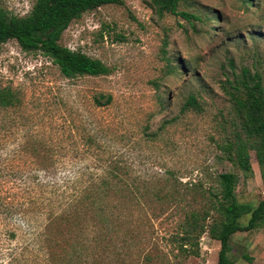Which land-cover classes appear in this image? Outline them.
<instances>
[{"label":"rangeland","instance_id":"374dc122","mask_svg":"<svg viewBox=\"0 0 264 264\" xmlns=\"http://www.w3.org/2000/svg\"><path fill=\"white\" fill-rule=\"evenodd\" d=\"M246 1L185 0L177 10L194 15L188 19L158 15L146 0L85 11L59 43L100 60L109 68L105 75L66 78L47 57L22 50L15 40L0 44V86L19 99L0 109V264H44L43 233H55L48 214L63 207L75 155L68 120L93 129L95 146L77 152L82 159L91 153L126 159L133 176L170 171L180 183L193 184L195 192L180 191L181 205L193 198L198 203L199 189L210 188L225 170L237 176L239 204L254 207L264 198L254 152L249 150L251 171L244 175L220 151L238 121L221 84L245 67L264 85V0ZM32 2L0 5L21 16ZM98 92L109 93L111 102L92 106ZM188 94L201 110H180ZM150 216V233L130 238V247L118 234L114 252L99 255L97 264H215L216 240L202 233L196 248L177 254L169 244L176 212L168 207ZM132 217L135 225L139 215L133 211ZM229 245L232 264H264V221L232 234Z\"/></svg>","mask_w":264,"mask_h":264},{"label":"trees","instance_id":"16d2710c","mask_svg":"<svg viewBox=\"0 0 264 264\" xmlns=\"http://www.w3.org/2000/svg\"><path fill=\"white\" fill-rule=\"evenodd\" d=\"M184 1L146 0L158 15L194 17L177 10ZM122 3L123 0H33L29 10L21 16L9 13L0 5V44L15 40L22 50L47 57L66 78L105 75L109 68L104 63L61 45L59 38L67 25L85 11ZM221 89L231 100L238 121L231 140L221 145L220 151L225 160L247 175L251 171L249 150H252L264 188V85L257 74L243 67L236 78L226 79ZM18 101L15 92L0 86V109ZM110 102L109 93L98 92L91 96L94 107ZM180 110L199 111L201 105L193 94H188ZM67 122V142L75 155L71 157L69 187L63 198L58 194L64 200L63 207L48 214V226L55 227V233H43L47 243L43 247L41 242L40 256L44 264H97L99 255L114 252L118 234L123 236L125 246L130 247V238L150 233V215L168 207L178 215L173 231L169 232V244L177 254L196 248L200 234L206 233L219 244L215 264H232L228 255L231 235L263 223L264 198L254 207L239 204L234 193L237 182L234 172L225 170L215 174L210 188L199 189L202 197L198 203L193 198L181 205L180 191L195 192L193 184L180 183L170 171L157 172L151 178L133 176L126 159L101 158L91 153L84 160L77 152L94 148L93 129L78 127L71 120ZM147 208L155 213L147 215ZM133 211L139 215L135 225L131 224ZM244 214H248V218L241 224L239 219ZM118 228L123 231L119 232Z\"/></svg>","mask_w":264,"mask_h":264}]
</instances>
